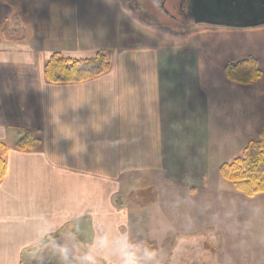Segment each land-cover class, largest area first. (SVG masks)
Listing matches in <instances>:
<instances>
[{
  "label": "crops",
  "instance_id": "1",
  "mask_svg": "<svg viewBox=\"0 0 264 264\" xmlns=\"http://www.w3.org/2000/svg\"><path fill=\"white\" fill-rule=\"evenodd\" d=\"M120 6L0 0V141L13 143L0 184V264H24L50 238L87 246L102 264H132L135 239L162 245L169 235L208 240L217 264H264V194L247 197L220 174L264 130L261 79L232 82L225 63L219 83L202 35L151 40L122 24ZM16 14L31 22L27 38H3ZM56 52H104L112 67L50 84L44 67ZM28 131L42 144L19 151ZM138 191L154 200L131 211L126 198Z\"/></svg>",
  "mask_w": 264,
  "mask_h": 264
},
{
  "label": "rangeland",
  "instance_id": "2",
  "mask_svg": "<svg viewBox=\"0 0 264 264\" xmlns=\"http://www.w3.org/2000/svg\"><path fill=\"white\" fill-rule=\"evenodd\" d=\"M1 1L9 6L14 2L16 4L18 2V0ZM172 2L168 4V7L177 15L178 10H173ZM175 2L177 5L179 4V0ZM26 8L28 9V7ZM41 8L44 7H39V9ZM119 9L122 24L127 25L136 34H144L145 37L151 40L153 38L157 40L159 37H169L170 39H178V41L184 40L186 43L189 41V36L180 37L177 36L178 34L174 35L176 33L172 31L175 29L173 25L170 26L161 17L159 18L158 13L150 5H141L138 0H121ZM22 19L23 21L20 22L16 14L6 22V25L4 23L1 27L3 38H6V36L9 38L12 35L16 40H22L23 36L27 38L25 35L30 31L31 22L25 21L24 16H22ZM192 30L202 35L200 40L208 47L207 56L210 58L209 63H211V68L215 71L219 83L223 79V64L240 62L250 56L256 57L262 71V78L259 83L264 94V26L249 30L210 29L205 27L188 29V31ZM183 33L181 31L180 34ZM201 38L205 39L202 40ZM144 43L148 44L149 42ZM263 122L260 124L259 129H264ZM6 144L9 147L13 143L6 142ZM153 200V192L138 191L131 193L126 198V201L132 205L131 211L144 208L149 203H152ZM181 241L178 242L174 235H169L165 243L163 242L164 244L156 245L147 237L141 236L133 241L130 246V252L138 264H217L213 259V245L210 247L208 240L181 239ZM214 242L217 243V240H214ZM49 243H52L51 247H43L44 250L42 252L36 251L37 249H31L25 264H42V261H46L47 264H102L95 259L93 254H90L87 246L79 245L69 248L59 246L56 241H50ZM67 252L71 253L70 257H64L58 261L52 260L51 256L49 258V253L66 254Z\"/></svg>",
  "mask_w": 264,
  "mask_h": 264
},
{
  "label": "trees",
  "instance_id": "3",
  "mask_svg": "<svg viewBox=\"0 0 264 264\" xmlns=\"http://www.w3.org/2000/svg\"><path fill=\"white\" fill-rule=\"evenodd\" d=\"M111 67L110 58L104 52H98L90 59L67 58L56 52L47 61L44 67V76L50 84L83 83L108 74ZM225 74L228 80L242 85H251L262 78L259 61L254 56H250L240 62L227 64L225 66ZM41 144L42 140L37 133L28 131L16 143V148L22 152L33 151L40 148ZM8 151V145L0 141V184L8 173ZM220 174L223 179L231 182L240 193L247 197L264 194V130L258 140H253L249 143L240 157L222 165ZM50 241L51 238L46 241V244ZM58 254L49 253V258L52 257V260L58 261L71 255L69 252ZM130 258L133 264H138L133 259L131 252ZM42 264H47V262L42 261Z\"/></svg>",
  "mask_w": 264,
  "mask_h": 264
},
{
  "label": "water",
  "instance_id": "4",
  "mask_svg": "<svg viewBox=\"0 0 264 264\" xmlns=\"http://www.w3.org/2000/svg\"><path fill=\"white\" fill-rule=\"evenodd\" d=\"M166 1L148 0L141 5H150L159 18L173 25L175 33L204 27L249 30L264 26V0H187L186 21L173 16L164 7Z\"/></svg>",
  "mask_w": 264,
  "mask_h": 264
},
{
  "label": "flooded vegetation",
  "instance_id": "5",
  "mask_svg": "<svg viewBox=\"0 0 264 264\" xmlns=\"http://www.w3.org/2000/svg\"><path fill=\"white\" fill-rule=\"evenodd\" d=\"M173 1V2H172ZM176 0H167L166 2H165V8L173 15V16H175L176 18H178V19H180V20H182V21H186V18H185V14H186V12H187V10H188V1L187 0H179V4L177 5L176 4V2H175ZM170 2H172V4H173V10H178V13H177V15H175V13H173L172 11H171V9L168 7V4L170 3Z\"/></svg>",
  "mask_w": 264,
  "mask_h": 264
}]
</instances>
